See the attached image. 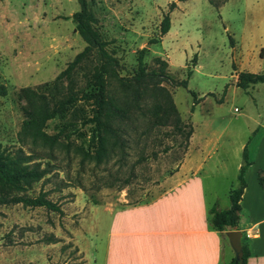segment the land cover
<instances>
[{
	"label": "rangeland",
	"instance_id": "rangeland-1",
	"mask_svg": "<svg viewBox=\"0 0 264 264\" xmlns=\"http://www.w3.org/2000/svg\"><path fill=\"white\" fill-rule=\"evenodd\" d=\"M171 1L87 0L93 17L88 22L118 57L123 75L136 70L141 46L147 47L148 68L163 67L176 79L193 69L186 85L162 82L181 120L174 112L167 119L163 111L133 112L120 126L122 146L96 163L90 157L93 125L84 119L92 112L89 98L78 96L75 113L67 106L47 120L49 132L61 130L53 149L18 136L28 109L21 86L53 78L86 43L72 19L78 0H0V146L39 153L34 161L48 171L27 193L47 190L61 209L0 205V264H117L115 244L133 237L131 226L148 217V203L166 190V178L190 146L196 155L202 150L205 185L218 191L221 205L235 163L243 159L241 145L251 152L264 146V82L246 88L234 82L240 69L264 72V0L219 6L210 0H175L174 6ZM168 11L171 25L161 34L160 20ZM83 70L75 76L78 94L91 84ZM191 91L199 98L192 110ZM152 97L142 101L145 110Z\"/></svg>",
	"mask_w": 264,
	"mask_h": 264
},
{
	"label": "trees",
	"instance_id": "trees-1",
	"mask_svg": "<svg viewBox=\"0 0 264 264\" xmlns=\"http://www.w3.org/2000/svg\"><path fill=\"white\" fill-rule=\"evenodd\" d=\"M224 1L226 0H210L216 6ZM78 3L79 7L72 13V19L76 22V28L86 43L53 78L37 86H21L28 109L18 128V136L21 141L32 145L44 144V147L53 149L57 146L55 144L61 141V130L49 132L45 129L47 120L64 112L67 106H71L72 113H75L77 109L76 106L73 107L75 101L78 96H83L89 98L92 103L91 114L84 117L93 125L90 138L95 144V151L90 154V157L96 163H101L108 158L110 152L122 146L118 145L121 134L120 126L133 112H149L157 116L163 111L165 118L168 113L174 112L176 119L181 120L174 96L162 82L170 81L174 84L186 85L187 76H190L193 69L191 67L186 70V77L176 79L171 77L163 67L148 68L144 59L147 47L141 46L137 53L136 70L130 75H123L118 69L120 65L118 57L106 48L107 41L98 38L88 22L89 19L93 20V17L88 10L87 0H78ZM175 4V0L170 3L172 6ZM170 25L171 18L168 11L160 20L161 34L167 33ZM151 40L154 41L156 38ZM195 57L196 54L192 59ZM81 66L84 67L83 72L89 77L91 84L88 89H81V93L78 94L74 89L75 76ZM257 82H264V72H253L248 69H240L237 72L235 82L237 85L246 88ZM191 92L194 97L192 110L199 98L194 91ZM148 95L153 96V99L145 110L142 101ZM244 145V163L240 165L237 173L239 184L233 185L230 190V207L224 210L218 209L215 204L210 207L211 223L222 237H225L226 231L239 228V211L242 209L240 198L247 186L244 172L246 167L252 163L247 145ZM38 155L39 153L35 151L25 153L22 146L15 150L8 146H0V205L21 202L24 206H45L56 211L61 210L59 205L47 196V190L41 189L35 196L27 193L48 171L47 168L40 166V161H34ZM260 181L264 184V177L261 174ZM241 240L244 249L243 256L239 260H236L235 256L228 264H247L250 250L245 238L242 237Z\"/></svg>",
	"mask_w": 264,
	"mask_h": 264
},
{
	"label": "crops",
	"instance_id": "crops-1",
	"mask_svg": "<svg viewBox=\"0 0 264 264\" xmlns=\"http://www.w3.org/2000/svg\"><path fill=\"white\" fill-rule=\"evenodd\" d=\"M236 78L237 73L234 82ZM195 149L190 146L187 156L166 178V190L150 200L148 217L135 220L130 228L133 237L122 242L118 236L117 264H228L235 257L226 235L222 237L212 225L210 207H230V190L237 186L244 156L235 163V178L227 184L221 205L218 191L205 185V156L202 150L196 155ZM249 158L252 163L244 172L247 186L240 198L238 229L250 250L247 264H264V184L260 181V174L264 177V146H254V152L249 149ZM127 230V225L123 226V237Z\"/></svg>",
	"mask_w": 264,
	"mask_h": 264
},
{
	"label": "water",
	"instance_id": "water-1",
	"mask_svg": "<svg viewBox=\"0 0 264 264\" xmlns=\"http://www.w3.org/2000/svg\"><path fill=\"white\" fill-rule=\"evenodd\" d=\"M225 235L235 251L236 260L243 256V243L241 240L242 231L238 228H233L225 232Z\"/></svg>",
	"mask_w": 264,
	"mask_h": 264
}]
</instances>
